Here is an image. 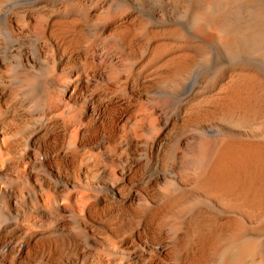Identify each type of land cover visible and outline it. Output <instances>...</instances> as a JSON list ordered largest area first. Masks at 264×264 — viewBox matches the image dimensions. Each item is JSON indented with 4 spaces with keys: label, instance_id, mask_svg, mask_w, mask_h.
<instances>
[{
    "label": "bare ground",
    "instance_id": "obj_1",
    "mask_svg": "<svg viewBox=\"0 0 264 264\" xmlns=\"http://www.w3.org/2000/svg\"><path fill=\"white\" fill-rule=\"evenodd\" d=\"M0 264H264V0H0Z\"/></svg>",
    "mask_w": 264,
    "mask_h": 264
}]
</instances>
